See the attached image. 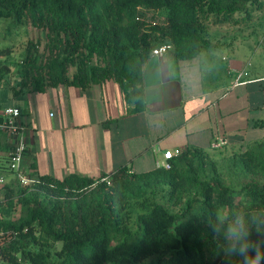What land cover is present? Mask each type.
I'll return each instance as SVG.
<instances>
[{"label":"trees","instance_id":"obj_1","mask_svg":"<svg viewBox=\"0 0 264 264\" xmlns=\"http://www.w3.org/2000/svg\"><path fill=\"white\" fill-rule=\"evenodd\" d=\"M3 23V38L23 25L44 37L29 39L18 56L0 47V90L113 81L140 113L143 69L155 50L168 45L189 60L219 49V30L258 37L264 0H0ZM12 149L0 143L3 264H229L209 227L216 208L264 207V137L227 154L188 147L170 169L123 165L96 179L40 177L31 187L16 183ZM251 240L264 247L254 230Z\"/></svg>","mask_w":264,"mask_h":264},{"label":"crops","instance_id":"obj_2","mask_svg":"<svg viewBox=\"0 0 264 264\" xmlns=\"http://www.w3.org/2000/svg\"><path fill=\"white\" fill-rule=\"evenodd\" d=\"M236 34L221 36L219 49L193 59L178 60L172 51L152 56L143 69L140 113L113 81L21 95L5 89L11 97L3 94L8 105L0 111L20 108L26 127L22 168L35 178L96 179L123 165L151 171L166 151L214 152L212 144L226 140L217 151L235 152L263 138L264 126L255 123L264 121V45L252 48ZM0 143H10L6 134Z\"/></svg>","mask_w":264,"mask_h":264},{"label":"clouds","instance_id":"obj_3","mask_svg":"<svg viewBox=\"0 0 264 264\" xmlns=\"http://www.w3.org/2000/svg\"><path fill=\"white\" fill-rule=\"evenodd\" d=\"M209 227L226 261L241 258V264H264L262 241L251 240L253 230L264 236V207H217Z\"/></svg>","mask_w":264,"mask_h":264},{"label":"built area","instance_id":"obj_4","mask_svg":"<svg viewBox=\"0 0 264 264\" xmlns=\"http://www.w3.org/2000/svg\"><path fill=\"white\" fill-rule=\"evenodd\" d=\"M170 46L164 45L153 52V56H162L170 51ZM22 110L18 107H6L0 111V133L6 134L13 145L12 152L10 153L9 168L12 172L16 183L22 187H31L36 184L39 178H35L27 173L22 168V160L27 150V145L24 137L26 127L21 122ZM227 144L226 140H219L212 144L213 150L222 149ZM182 153L181 150L166 151L162 159H157L156 168L170 169V161ZM106 180L111 184L110 179ZM0 183H5V178H0Z\"/></svg>","mask_w":264,"mask_h":264},{"label":"rangeland","instance_id":"obj_5","mask_svg":"<svg viewBox=\"0 0 264 264\" xmlns=\"http://www.w3.org/2000/svg\"><path fill=\"white\" fill-rule=\"evenodd\" d=\"M6 26H7L6 23H3V24L0 25V47L1 46H3V47L4 46L11 47L13 49L12 51H13L15 56L20 55L24 51L29 39H32L34 37L35 38L36 37L37 38L38 37H42V38L44 37V34L36 31L34 28H31V26L23 25V26L19 27V29L16 31V33H14L12 35L11 38H9V39L8 38H3V34H4L3 31H4V28ZM239 31L240 30H238L237 32H239ZM250 31L251 30H248V32H250ZM222 34H224V36H225L226 34H233V32H230V31L226 32L225 30H219V35H218L219 41L222 40L221 36H220ZM257 34H258L259 39H258V37H255V36H249V34H246L245 36H243L245 38V42L250 43L252 48L253 47L255 48V45L257 43H260L262 46L264 45V31L257 30ZM1 36H2V38H1ZM218 42H217V44L221 43V42H219V43ZM261 50L263 52L264 47H262ZM218 52H219V50H218ZM5 89H8V88H2L0 90V107L1 108H3L6 105H8L7 102L5 103V101H3V94H8L11 97L10 91L9 90H5ZM225 154H227V153L225 152ZM218 155H220V154H216V156H218ZM4 171H5L4 169L0 168V178L1 177L5 178V176H2L5 173ZM5 180H6V178H5ZM21 214H22V210L18 209V211L16 212V216H20ZM0 264H3L1 260H0Z\"/></svg>","mask_w":264,"mask_h":264}]
</instances>
